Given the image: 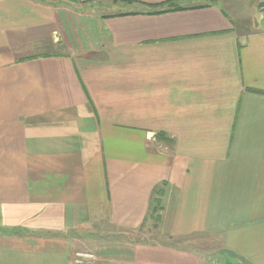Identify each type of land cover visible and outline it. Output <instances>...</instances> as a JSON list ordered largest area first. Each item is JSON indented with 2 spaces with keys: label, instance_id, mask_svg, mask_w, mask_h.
Here are the masks:
<instances>
[{
  "label": "crops",
  "instance_id": "1",
  "mask_svg": "<svg viewBox=\"0 0 264 264\" xmlns=\"http://www.w3.org/2000/svg\"><path fill=\"white\" fill-rule=\"evenodd\" d=\"M167 2L0 0V264H264V0Z\"/></svg>",
  "mask_w": 264,
  "mask_h": 264
},
{
  "label": "rangeland",
  "instance_id": "2",
  "mask_svg": "<svg viewBox=\"0 0 264 264\" xmlns=\"http://www.w3.org/2000/svg\"><path fill=\"white\" fill-rule=\"evenodd\" d=\"M152 230H154V226H150V227L145 226L143 228H140V230L137 232V236L140 237V238H144V237L147 238V236L149 237V234L152 232ZM132 233L133 232H131L130 234H132ZM94 236L95 235L92 234L89 237H94ZM199 238H201L202 241H201V243L197 244L195 247H198L202 251H210V249H213V250H215V252H214L215 255H213V256L220 258V255L217 252V249L219 247V242L217 241L218 240V235L217 234H214V235L208 236V237H205V235H203V236H199ZM207 239H211V241H209V243H208L206 241ZM88 247H90V246H88ZM211 261L207 260V262H209V264H210ZM214 261H218V262H220V264H244V263L239 262L237 260L226 262V261H223V260H219V259L216 260L215 259Z\"/></svg>",
  "mask_w": 264,
  "mask_h": 264
},
{
  "label": "trees",
  "instance_id": "3",
  "mask_svg": "<svg viewBox=\"0 0 264 264\" xmlns=\"http://www.w3.org/2000/svg\"><path fill=\"white\" fill-rule=\"evenodd\" d=\"M178 0H168V6L169 8H165L166 10H170V9H179L180 7L177 5ZM161 11H164V10H161ZM159 11H156L155 13H158ZM157 138H159L160 140H167V137L165 134L163 133H158L157 135ZM166 138V139H165ZM162 188H158L155 193H156V206L159 207L160 205V199H161V196L163 195L162 193Z\"/></svg>",
  "mask_w": 264,
  "mask_h": 264
},
{
  "label": "built area",
  "instance_id": "4",
  "mask_svg": "<svg viewBox=\"0 0 264 264\" xmlns=\"http://www.w3.org/2000/svg\"><path fill=\"white\" fill-rule=\"evenodd\" d=\"M80 254H81V255L88 256V257H93V256H94L93 254H91V253H89V252H87V253H83V252H81ZM78 261H81V260H78ZM208 264H209V263H208ZM210 264H220V262H218V261H211Z\"/></svg>",
  "mask_w": 264,
  "mask_h": 264
}]
</instances>
